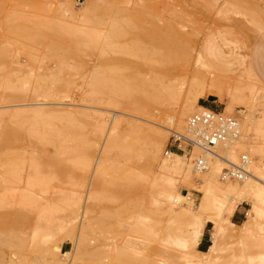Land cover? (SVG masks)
Masks as SVG:
<instances>
[{
    "label": "rangeland",
    "instance_id": "374dc122",
    "mask_svg": "<svg viewBox=\"0 0 264 264\" xmlns=\"http://www.w3.org/2000/svg\"><path fill=\"white\" fill-rule=\"evenodd\" d=\"M2 1L4 2L6 0H1L0 2H2ZM19 1H21V0H11L10 1L11 3H10L7 0L6 2H4V4H3V2L0 3L2 5V6H0V7H2V10H0V13L2 14V16L0 14V16H1L0 21H2L0 25L3 24V19H2L3 16L5 18L4 23L7 24L6 22H8V21H9L8 23H10V25L7 24L5 27H4V25H2L3 27L0 26V29H1V31L6 29L5 30L6 33H8V34H9V32L11 33V34H9L10 36H8L5 33V31H2V32L0 31V35H1L0 37H3L4 42L6 43L5 44V43L0 41L1 42L0 44L3 43L4 45L3 44L2 45L5 46V47H3V46L0 47V52L2 53L3 48H7L8 46L9 47L11 46L10 51L7 50V52H9V54L6 53L5 49L3 50V51H5L3 53H6L7 57H8L7 58L6 55H4L6 57L5 60L10 61L14 57L16 58V56L18 55V58H17L18 63L20 62L22 65H24V67H26V69H27V67H28V69H30V71L32 69L33 71H31V72L34 74H36V73L43 74L44 73L45 75H47L46 76L47 79H45L46 85H49L48 83L51 80L49 78H51V76L52 77L54 76V78L57 77L59 79V81H60L59 84H63L64 88H65V86L68 88V92L65 93V91L67 89H65V91H63V87H62L63 85L62 86L57 85L58 82H55V83H57L56 84L57 88L55 87L54 81H56V79H57L56 78L52 82L51 87H53V88L55 87L56 89H58L57 92L60 93L59 95L57 92H55V90H54L55 88L52 91L50 89L51 87L49 86L50 88H48L47 90H51L50 94L53 92V94H51V96L48 95L49 96L48 97L45 92L43 93L41 91V93L45 95L44 98L41 97L40 95H37V96L33 95L35 99L34 98L31 99V97H30L29 98L30 100H28V97L32 94H31L30 90L27 89L26 90L27 92H25V93H27L26 98H25V93L22 92V93H24V94H22V97L25 98V99L23 98L24 99V101H23V99H21V96H20V94H21L20 89L22 88V86L20 89H17L20 92L15 93V87L18 88L16 85L18 82L17 83L15 82L16 83L15 87H12V88L10 87L11 91L14 94H16L15 97H14L13 93L9 90L6 93L8 94V92H10L11 95H13L12 97H14V99L16 101L13 98H12V100L14 102L11 100V95L9 96L10 97L9 100H11V101L8 100L9 102L7 101L6 98H4V100L6 99L5 101H7V102H5L0 96V98L4 101V102H2L0 100V112L10 111L11 109L12 110H25V109H27V111L28 110L33 111L36 109H38V110L41 109V110L47 111L48 109L53 110V108H56L54 110H59V109L60 110H64V109L68 110L69 109L68 111L73 110V113L75 115V116L74 115L73 116L76 120L75 124L78 126L77 129L78 130L79 129L84 130V131L79 132V133H83L87 137H89L92 134L95 126L100 124V120L98 118H97L98 120L96 119L97 115L103 114V115H105V121H104L105 129H104V133L101 136V138L99 137L100 141L98 140L99 141L98 147L100 145L105 144L106 139H107V135H106V138L104 137L106 131L108 130V132H109L110 129H113V126L116 123V121L119 119L120 120L122 119L124 121H128V122L138 124L141 126L155 128V129L159 130L160 132H162L163 134H165L166 138H165V141L161 147V153L164 152L163 155H165L164 149L167 148V142L169 141V135L171 134V132H169L163 128V126L165 125L164 121H165V119L167 120V117L174 115V113L184 104V101H185L186 97L189 95L191 86H192V84L194 85V82H197V83H195V85H199V87L201 85H204L203 89L201 90L202 91L201 95L196 98V102L194 105L198 109L201 108V106L204 107L202 104L203 103L202 100L205 97H208V99H210V98L213 99L211 101V104L213 106H215L217 108H223V110H224V107L226 105V97L225 96L228 94H232V95L236 96L235 98H237L238 101H237L236 105L233 106L232 111H229V112L237 114V118L241 117V114L244 112L246 114L248 113L247 115L250 117L251 116L252 117H254V116L259 117L264 112V102H263L264 99L262 100V106L260 107V105H258V104L256 105V102L259 103L260 100L256 101V100H253L251 98V95L254 94L256 89L258 88V84L255 81V79H253L251 72H253V73L257 72V74L259 75L261 80L264 82V0H148L150 2H148L146 5H145L146 2H144L145 0H114V1L113 0H111V1L110 0H101V1L99 0L98 6L96 8L97 10L94 11L92 16L88 20H85V19L81 20L80 19V15H81L80 10H81L82 6H81V3H79V2L82 0H74L73 4H70L69 6L60 3L59 2L60 0L59 1L58 0H40V1L39 0H33V1L30 0L31 2L35 3L34 5L36 7V8L32 7L33 8L32 10L30 9L31 6L29 5L30 4L29 0H26V3L24 1H22V2H19ZM12 2H14L13 6H15V7L11 6ZM27 2H28V4H27ZM149 3L151 4L150 7H149ZM8 5H9V7L11 6L10 9H9V7H7ZM28 5H29V7H28ZM147 5H148V7H147ZM21 6H23V7H21ZM3 7H5V9H8L7 11H12L10 13L11 14L14 13L13 15L15 17L17 16L19 18V16H20V18L18 19L16 17L17 19L15 21V17L13 15L8 14L9 12L3 13V11H5L3 9ZM18 7H20V8H18ZM14 8H15V10H14ZM15 11H16V14H15ZM24 12H26V13H24ZM7 14L9 16L8 19H10L8 21H7V17H6ZM135 14L142 16L145 19H147L148 23H150L149 21L153 22L154 27L156 29L165 31L167 33L168 42L170 43L169 69H165L166 71L161 72L162 73L161 76L159 75L160 74V72H159L158 80H156L155 83H153V85L155 84L154 87L151 86L152 87L151 88L149 86L150 89L154 90L155 94L153 93L152 90H149V88H147V86H145V88H141L142 91L138 93L140 96L138 98H140L144 102L143 104H145L146 106L149 105L148 106L149 112H146V113L145 112L144 113H141V112L137 113L133 110L126 109V108L125 109L123 108L124 110H122V108L108 106V105L102 104L99 101L95 102L96 99L92 100L95 97H93L91 95L92 94L91 91H95V90L106 91V89L112 90L113 87L117 88V86L124 83V81L130 80L128 75L131 72H134L133 69H135V68L137 69L136 66L139 63L141 64V62L142 63L144 62L143 63L144 67H143V64L141 66L139 64V67H138V70H140L139 72H142V71L145 72L144 69H146V71L147 70L150 71L149 68L151 65L149 66V64L152 61L148 62L147 60L143 59V61L138 62L137 61L138 59L135 57H134L135 60L134 59L132 60L131 56L133 57L134 56L133 54L130 55L129 53H126V52H121L119 54V51H111L107 46L108 45L107 43H110L109 46H111V45H113V46H124V45L125 46H128V45L129 46H132V45L138 46L141 44L142 45V46L140 45L141 47L145 46L143 48L144 51L146 49L147 50L149 49L148 51L147 50L145 51V54H147L146 52H149V55L151 57H149V56H147V57L148 58L154 57L153 51L155 49V45L152 44V42L149 39H148V41H145L147 39V38L145 39V37L143 39V37L137 38L136 36H134L135 32H137L136 34H138L139 33L138 31H140L143 26H147V23L139 22L142 24L141 25L137 22L138 25L136 23H131V24H135V25H131V24L126 23V22L120 23V24H117V22H115V21H114L115 23L112 22L115 16H120V17L126 19V17H128L130 15H135ZM25 15H28V16L26 17ZM23 16H25V17L23 18ZM29 16H30V18H28ZM32 16L34 17V20H31V22H30V20H28V19H32L31 18ZM37 18H39V19H37ZM39 20H42L41 23L42 22L44 23L43 27H47V28H44V30H43L41 28L42 24L40 25V23H38V22H40ZM35 21H38V22H36V24H35V23H33ZM45 21L49 22V25L51 26V28L53 27L55 29H58L59 28L58 26H62L64 29L65 28H68V30L70 29V32L72 29H73V32L79 31L78 36H75L74 40H77L79 42H84V43L87 42V43L91 44L92 46L95 47L94 52L92 51L94 48L92 49V47H91L90 51L92 53H90V55H89L88 54L90 52L89 47L86 48V46H85L86 50L85 49L84 50L86 51V53H87L86 54L85 51L83 50V48L80 46L82 44H79V46L82 49H80L78 44H76L75 47L72 49L73 53H74L75 49L83 50V52L85 53V54H83V56L81 55L82 53H80L79 50H77V51H79L78 53H80L79 56H78L77 52H75L77 54V57L73 56L75 54L71 55L69 52L67 54L68 56L63 55L60 52H58V53L60 54L59 57L61 56L60 58H63L64 56H66L65 61H66L67 57L70 58V59L68 58L69 60H72L70 56H72V58L75 57L77 59L79 57L80 58V59H78L79 61L76 59V61L73 60L74 62H72V61L68 62L67 61L68 63L67 62L62 63L61 61H63L64 59H61V61H60L59 57H58L59 58V60H58V58L56 59L54 56H51V54H50V57L48 55L49 59L43 60V58H45V56H43V55L46 53H43L41 55L42 51H40V50H44V47L42 44H43V42L48 41V38H50L49 35H47V32H48V34L50 32H53V31L56 32L53 29L51 31V28L49 29V27H48V24H47L48 22L45 23ZM31 25L32 26L34 25L33 27L36 26L38 28L36 30V34L38 32H40V30H42V32L44 31L47 35V37H46L44 34L45 39L46 38L47 39L45 41H43V39H44L42 36L43 34H40L41 33L40 32V33H38L39 35L37 37L38 38L37 40L40 41L39 38H41V36H42V38H41L42 42H40V43L38 42L39 43L38 45H36L37 42L35 44L36 34H35V36L32 35L35 38L34 39L32 37V39H34L35 41H33V40L29 41V39L31 37H29V35H27V34L35 33V31H33V33H32V30L36 29V28L32 29ZM136 25H137V27H139V26L141 27L140 30L139 29L137 30ZM6 27H9V28L7 29ZM15 27L16 28L21 27L23 29V31L25 30L24 31L25 33L22 32L21 28H19V29H21V30H19L18 28L16 29ZM26 27H29V28L27 29ZM63 28H61V27L59 28V30L62 33L56 32L57 36L59 35L58 33H60V34L64 33V31L62 30ZM14 29H16V30H14ZM12 30H14V31H12ZM29 30H31V31H29ZM13 32H15V33L20 32L23 34L27 33L26 34L27 36L21 34L20 37L17 38L18 40L19 39L23 40V39H21L22 35L25 36V39H26V37H28V39L26 41H24V40L21 41V44H23V42H24V44H25V42L27 44L30 42H34L35 45H33V43H30L31 46L33 45L32 46L33 48H34V46H38V48H39V49L37 48L38 51L34 49L35 51H33V54L32 55L30 54L32 56L31 58H33V55H34V59H31L28 56V54H26L27 52L23 53V54L20 53L22 50H23L22 52L28 51V53H31V51L33 49H32V47L22 48L24 44L21 45L18 43V46H17V44L12 42V41H15L16 39H14V38L18 37L19 36L18 34H20V33H18L17 36H15L16 34H13ZM132 32H134V35L132 34ZM31 34H30V36H31ZM131 34H132V36H131ZM64 36H66L65 33L63 34V37ZM3 38H2V41H3ZM64 38L66 39V37H64ZM67 38L70 39L71 37H67ZM140 38H142V39H140ZM57 39H59V38L57 37ZM61 39H63V38H61ZM131 39H133V41ZM0 40H1V38H0ZM145 42H147V43L149 42L150 45L148 46V44L147 43L145 44ZM7 43H8V45H7ZM14 44H15V46H14ZM151 44L153 46H151ZM76 46H77V48H76ZM146 46L150 47V48H146ZM83 47H84V45H83ZM25 48H27L29 50H27V49L25 50ZM11 49H13L12 50L13 53L11 52ZM14 51H15V55H14ZM100 53H101V55H100ZM123 53L129 54L128 55L129 58L126 55H124ZM24 54H26V55H24ZM27 56L29 57L30 60H33L34 62L30 61L27 58ZM42 56H43V58L41 59L40 57H42ZM55 56H58V54H56ZM135 56H137V55H135ZM9 57H10V59H9ZM111 57H113V60H114V57H117V59H119L118 57H121L122 61L125 60V58H126V62L128 59L131 58L132 61H134V62L137 61L138 63L136 62V64H137L136 65L134 62L129 60L127 63L123 61L124 62L123 64H119L118 62H120L121 60L116 59L117 63H115L116 61L114 60V63L112 65L110 61L106 60L107 58H111ZM37 58H38V60L36 61ZM139 58H141V56ZM0 60L2 61L1 57H0ZM42 60H43V63H42ZM140 60H142V58ZM29 61L32 63H30ZM39 61H40V63H39ZM145 61L147 63L146 65H145ZM2 62L0 64H2ZM76 62H80V63L77 64ZM4 63H6V61ZM132 64H134V65L132 66ZM41 65H43V66L41 67ZM153 65H154V63H153ZM131 66L133 67V69ZM2 67H4V65ZM45 67H46V69H48L49 72H46L47 70L45 69ZM42 69H44L45 71L43 72ZM35 70H36V73H35ZM138 70H136V71H138ZM148 71H147L148 76H147L146 72L142 73V75H144L143 78L147 82L151 81L149 79L152 78V77L150 78L151 75L149 76L150 73ZM110 72H112L114 74H111L112 76H110ZM151 72H154V71L152 70ZM151 74H153V73H151ZM139 75H140V77L142 76L141 73L138 74V76ZM214 77L215 78L217 77V79H219V81L221 82V85H223V86L220 85L221 86L220 87L221 92L224 96L222 101H220L216 96H214L212 94H206L207 85H209V81L214 79ZM47 80H48V82H47ZM18 85H19V83H18ZM19 87H20V85H19ZM146 88L151 93L147 92L148 90H146ZM21 90H23V89H21ZM2 91H3V94H5L4 90H2ZM61 92H64V94L61 95L62 94ZM89 92H91V94ZM142 92H143V96H142V94H140ZM145 92H147L148 94ZM0 93H1V91H0ZM101 93H100V96H101ZM107 93L108 92H105V94H107ZM39 94H40V92H39ZM55 94L57 96V97L55 96L56 99L54 98V96H52ZM98 94H99V92H98ZM103 94H104V92H103ZM114 94H115L114 97L118 98L119 100L122 99V97H120L119 94L118 95H117V93H114ZM144 94H146L147 100L145 99ZM150 94H151V96H153V94H154L155 99L153 97H151ZM85 96L87 99L85 98ZM105 96L103 95L101 97H105ZM46 97H48V98H46ZM244 97H246V98H244ZM148 98H150V99H148ZM152 98H153V101H151ZM143 99H145V101ZM252 100H253V102H252ZM145 102H147L149 104H146ZM245 102H247V103H245ZM143 104H142V107L147 108L146 106H143ZM243 104L247 105V106H245V111H244V107H243L244 105ZM30 108H32V109H30ZM224 111L228 112L226 110H224ZM79 112H80V114H77ZM83 112H85L84 114H86V115H84ZM87 113H88V115L91 113L90 116H87ZM149 113H151V114H149ZM79 115H82V116H79ZM83 115L85 116V118H83L84 117ZM94 115L96 117H94ZM2 118H3L2 120L6 119V118H4V116ZM2 120L0 122V129L1 130L7 126H8L7 128H9L10 125L14 127L15 125L17 126V125L21 124L19 126H21L22 128H20L19 126H17V127H19L20 129L25 128V130L29 131L27 126H25V124H27V123L14 124L7 119L10 123H12V124H10V123H8V121L7 122L4 121V123H3ZM163 123H164V125H163ZM16 126H15V128H16ZM85 126H87V128ZM19 128H18L19 132L17 131L16 133H14V136L16 134H18V133L20 134L22 132L21 134L22 135L25 134L24 135L25 138L22 139L24 136H20L21 135L20 134L19 136L21 138L18 139V142H19V140H20V142H21V140L28 142V140L30 139L29 137H31L30 136L31 134H29L28 132H26L27 133L26 134L24 130L21 131V130H19ZM16 130H17V128H16ZM78 130H76V131H78ZM79 131H81V130H79ZM0 132L2 133V131H0ZM0 135H2V134H0ZM27 137H28V139H27ZM252 137L253 136H250L251 139H252ZM33 139L35 140V138H33ZM261 139H262V137H260L258 139L259 144L264 142L263 140L261 142ZM14 140L16 141L17 139L14 138L13 141L11 142V145H13V146H14V143L17 142V141L14 142ZM31 141H33V140H31ZM27 142H26V144L30 145L29 144L30 142L29 143H27ZM34 142L39 143L37 141V139ZM8 143H7V146H8ZM3 145H5V144H3ZM17 145L15 144V147H14L15 149L18 147ZM24 145H25V143H24ZM24 145L19 146L22 148L16 149V150H19V151H17L18 153L14 149H10V148H13V146L12 147L9 146L5 149L1 148L4 150H3V152H0V161H1L0 162V168H1V164H3V166H2L3 168L0 171H3L4 169H5L4 171L8 170L5 175H1L2 172L0 173V177L2 176L1 178H3V176H4V178H5V180H4V178L1 179L2 181L0 180V183L3 182V184L7 185L5 187L6 188L8 187L6 190L5 187H3L4 185L2 186V184H0L1 187H3V189L1 188V190L5 191V192L2 191V193H4V196H2V197H4L5 199L2 198L1 195H0V197L2 199H4L6 202L8 200L7 198H9L12 202L15 203L14 204L8 200L7 204L10 203V205H9L10 207H8V205H7V207L10 209V211L8 210V212H6V216H5L4 215L5 209L7 211L8 208L6 207L5 203L2 204L4 202V200L0 199V201H3L1 203L2 205H0V208H1V206L3 208L0 210H2V212L4 213V214L0 213L1 214L0 219L2 216L4 218L9 219V216L7 217V213H8V215H10V218H11L12 213L9 214V212H11L12 209H13L12 211L17 209V211L20 212L19 213L16 211L18 213V214L15 213L16 215L29 217V218L26 217V219L24 221L20 219L22 222H20V220H18L17 221L18 224H12L13 223L12 219H9L11 224L9 223L10 226L7 228L8 229L11 228L10 230L2 229L3 227L1 225H3V224H1V223L5 219L2 220V222L0 223V236H2L1 234H3V232L6 234H8V233L10 234V236L8 234L10 239L8 238L9 240L7 242H5L7 244H5L4 241L2 243L1 237H0V264H57V260L54 259L53 256H51V254L49 253V250H48L49 249L48 247H50V243H51L49 241L51 239L48 238V240H46V239H45V241L43 240L44 239V236H43L44 231H42V230L43 229L47 230V228H45L46 227V225H45L46 221L39 218L38 210H40V208L43 206L47 207L48 204H50V203L51 204L48 206L49 208L51 205H55L54 200L53 201L51 200V202H49L50 201L49 198L56 200V198L58 196H60L59 198L61 199L62 195H59V192H61L62 194L69 192V190L71 188H73L71 186L73 185L74 181L76 183V181L80 177H83V176H81V175H83V173L80 169L78 171V168H77V171H75L76 169L69 170V168L66 167L67 169L65 168L66 169L65 171H67V173L70 175L66 174L67 179H65V176H64L65 172L63 170L61 172H59V173L63 174V178H62L61 174L58 173V171H59L58 170L57 172H55L56 174L54 173L55 175L53 174L55 177L53 176L54 180H53V182L50 183L51 184V185H49L50 187L48 186L49 190L47 189L48 191L46 190V192H45V191H43V185H44V180H45L48 172H47V169L45 168V166L43 165V156L42 155H44V154H42V155L39 154V153H41L40 147L42 148V146H40L41 145L40 143H39V146H40L39 148H38L37 144H34V146L32 145V147H34L33 151L34 150L36 151V149H38V151H39V149H40V151L39 152L37 151L38 153H36L35 151L32 152V149H30L31 147L27 146L28 147L27 148ZM35 145H37L36 149H35ZM248 145L249 144H247V147H249ZM260 145L264 146V143H262ZM50 146H51L50 144H48V146H45L48 148L47 152H49L52 149V146L51 147ZM4 147H6V146H4ZM5 150H7V151H5ZM10 150H12V151L14 150V152H12V154H11ZM44 150H46V149L44 148ZM166 151H174V152H177V153L182 154V155L184 154L187 157L191 156V154H192L191 151H189V154H187L185 152H181V151H175V150H166ZM241 151L246 152L243 149ZM6 152L9 154H6ZM115 152L113 153L114 155L112 154L113 155L112 163L114 165H111V167H112L113 171L109 170L111 172H108L105 175L106 180H105V182L102 181L99 184V186H100L99 188L95 187L96 185H94V183L96 184L95 176L92 177L94 180L90 179V173H87L85 178L83 177L84 180L87 181V182H85L86 185L84 184V186H79V188H77L79 190L80 194L82 195L83 205H87L88 201L91 200V198H89V196H90L89 194L93 193V195H94V193H96V191L93 192L92 189H94V188L98 189L95 196L98 195V193H99V195L96 196L97 198H95V200H93L96 205L93 203L94 209L92 212H90V214H92L90 216V218L91 217L93 219L96 218L94 220H97V222H96L97 224H98V221H100L99 222L100 224H98L99 229L96 228L97 230H95V228H93V226H92V228L94 229L93 230L90 226L89 229H92L93 233H90L92 231L89 232V229H88L87 230V237H89L91 239L90 240L91 242L90 241L89 242H90V245L92 247L94 246L93 248L95 249V252H97V254L99 253L101 255L100 256L98 254L101 261L103 262V264H105V263L108 264V261H109V256L105 255V254H107L106 252H108V251L110 252V251L115 250V249L124 248V249H127L131 253H134V254L138 253L135 251H140L141 253L148 252L145 249H143L142 246L143 245H149L150 246L151 244L153 245L155 243L154 239L151 235L152 224L154 223V221L152 220V218H150L153 216H151L152 213H150L149 211L151 209H153V207L155 206L153 204H155V202H156V205H160L163 207L162 208L159 206L161 208V211L163 210L162 212H164V213H165V207H167L166 204L163 203L164 200L162 199V196L159 192V189L157 187L152 189V187H151V185L153 184L152 180L154 178L153 173H152L153 167H152L151 163L143 155L140 156V153L137 151L136 148H133L132 152H128V154H129L128 156L125 155L126 153H120V152L115 153ZM3 153L8 155V157L7 156H5L6 158L3 157L1 155ZM42 153H43V148H42ZM119 153L121 155H118ZM13 154H16V157H14ZM11 155H13L14 158ZM65 155L67 157L66 159H68L69 157H70V159L75 158L74 155L68 156L67 154H64V159H65ZM93 155H95V157H96L95 153ZM9 157L13 158V159L11 158L12 161L10 163V169L8 168L9 165H7L10 161ZM249 157L250 158L252 157L251 159L254 162L258 161V159H259V155L257 156L256 153L254 154V156L249 155ZM7 159H9L8 163L5 161ZM64 159L62 157L63 162L69 163V162L64 161ZM262 161L264 163V156L262 158ZM65 165L68 166L67 164H65ZM50 173H53V172H50ZM72 173L75 174V176ZM59 175L62 179L59 178ZM73 176H74V178L75 177H77V178L74 179ZM111 177L115 178V180L113 179L112 182H114V183H115V181L119 182L118 184L116 182V185H119L118 187L116 185L114 186V184L112 182H109L110 180H108V179L109 178L111 179ZM59 179H60V182H58ZM63 179L65 180L64 183H62ZM67 180L73 181L72 185L69 186V184L71 182L69 183V181L67 182ZM111 183L114 187H112ZM175 183H177V182H175ZM109 185H111V186H109ZM179 185H180L179 190L181 191V193L188 194L192 198V200L194 201V204H197L199 199H200L199 198L200 192L198 191V189L195 187L193 188L192 186L183 185L181 183H179ZM74 186H75V184H74ZM109 190H110V192H109ZM124 193H125V195H124ZM0 194H1V192H0ZM53 194H56V195H53ZM53 197H55V198H53ZM24 198L28 199L26 201H33L34 202L31 204L34 207L30 205L31 208H28L29 211L31 209L30 212H27L25 210L27 205L23 204L21 202L22 200H24ZM47 198L49 201H47ZM122 198H123V200H122ZM137 198L139 200L141 199L140 200L141 202L138 201L139 203L142 204L141 205L142 207L138 205V207H140L139 208L140 210L137 209V205H136V204H138ZM156 198H158V202H157V200H155ZM17 200H19V201H17ZM129 200L130 201L132 200V201L130 202ZM174 200L176 201V204H177L178 200L176 198ZM58 201H59L58 202V204H59L60 200L58 199ZM91 201H89V202H91ZM114 201H115V203H114ZM122 201L128 203L126 205L129 207L126 208L127 206H124L125 203ZM160 201H161V203H159ZM44 202H48V203L46 204ZM52 202L54 204H52ZM56 202H57V200H56ZM85 202H87V203L85 204ZM119 203H122V204H119ZM157 203H159V204H157ZM58 204H56V205H58ZM129 204L132 205V207ZM179 204L181 205V203L178 202L177 205H179ZM23 205H25V206H23ZM59 205L64 206V204H61V203ZM120 205H123V207H121ZM133 205H134V207H133ZM135 205H136V207H135ZM61 206H59V207L62 208ZM96 206H97V208H96ZM237 206L232 211V213L229 215V220L235 224H240L245 217V215L242 214V211L246 212V210L250 206H249V203L244 202V201L237 204ZM18 207H19V209H18ZM53 207H57V206H53ZM145 207L149 211L146 212ZM133 208H136V210L134 211ZM53 209L51 208L50 210H53ZM63 209H64L63 212H65L66 208H63ZM119 209H120V211H122V214H120V215H119L120 211H118ZM54 211H56V212H54ZM58 211H59V213L61 212L60 209L57 208L56 210L52 211V215H50V214L48 215V217L52 216L53 218L52 217L51 218L53 220L51 218L46 219L48 222H51V224L49 223L50 226L51 225L54 226V227L49 226L50 227L49 229H51V230L53 229L52 230L53 232L55 230H57L56 226H58L57 225L58 219L60 217L63 218L62 214L60 215L57 213ZM116 211L119 213L116 214L115 213ZM111 212H112V215L116 214V216L115 215L111 216V214H109ZM130 212L132 215L130 214ZM28 213H30L29 214L30 216L28 215ZM103 215H105V216H103ZM19 216H17V217H19ZM117 216L118 217L120 216L118 221L116 220L118 218ZM125 216L127 219L125 218ZM57 217H59V218H57ZM109 217H110V219L108 220ZM112 217L116 218V219L113 218V220H115L117 222L116 226H115L116 222L112 225L114 230L111 229V222L110 221H112V223L114 222L111 219ZM122 217L124 218L123 221H125V222L122 221V223L124 225H120L121 220L123 219ZM133 218H135L134 221H133ZM164 218L165 217L163 216L162 219H164ZM17 219H19V218H17ZM56 219H57V221H55ZM9 220H5V221H7V223H8ZM14 220H16V219H14ZM14 222H16V221H14ZM55 222H56V224H55ZM90 222H91V224H94V222L91 221V219H90ZM262 222H264V217L263 218L261 217V223ZM79 223L80 222L78 221L74 228L67 227L66 229H64L62 231L64 233V236H63V239L60 240L59 246H60V249H63V254H64L62 257L63 264H73V261L75 258L74 255H75L76 250H77L76 237H77ZM9 224H7V225H9ZM97 224H96V226H97ZM11 225L16 226V227L14 228ZM145 225H147V226H145ZM96 226H94V227H96ZM101 226L104 227L103 229L106 228L104 231H106L108 229L107 230V232L109 234L108 238H107L108 235L104 238H101V237H103L102 235L105 236V234H106V233L104 234V231H103V229H101ZM137 228H139V229L137 230ZM210 228H211V224L207 222L205 224V226L203 227V230H202L203 232H205V234L208 238L207 244H206L207 246L210 242V238H209L210 237ZM7 230H8V232H7ZM231 230L235 231L233 228ZM58 231H59V229H58ZM102 231H103V234H101ZM55 232H57V231H55ZM255 233H254V235H252L253 234L252 233L251 234L252 236L250 235V237L248 236L247 237L248 239L244 238L242 240L244 242L241 241L240 243H239V240L237 239L236 234L233 235V237H229L227 240H225V242H224L225 249H223V251L221 253L219 262L222 264H225L228 261L236 259L238 254L240 252L246 250V249H248L247 251L249 253L251 252L252 254H258L259 252L261 253V250H259L257 248V246L255 245V240H257L259 233H256V234ZM41 234H43V235H41ZM147 234H150V235H147ZM148 237H152V238L148 239ZM99 239H101L103 241H101ZM253 240H254V242H253L254 245H250ZM246 243L247 244L250 243V244L246 245ZM122 244H123V246H122ZM1 245H3V246L1 247ZM4 245H9V246H4ZM124 246H127V248H125ZM133 246L136 248H134ZM253 246L255 247V250L252 249V248H254ZM131 247H133L134 252H132ZM176 248H179V247H176ZM104 249H106V251H104ZM197 249H199V248H197ZM174 250H175V248H173V250H172L173 253L179 256V258H178L179 260H177L178 264H188L189 258H192V256L194 258L195 255H198L197 253H195L191 250H189L188 254H187V251H186V253H184L183 252L184 249L181 250V247L179 248V250L178 249H176L175 251ZM199 250H201V249H199ZM103 253H105V254H103ZM138 254L141 255L140 253H138ZM102 255H104V256H102ZM151 255H152V257H154V256L158 257L157 255H154V254H151ZM180 255H182V258H181L182 262L180 261V257H181ZM106 256H107V259H106ZM261 256H263V258H264V254L263 255L261 254ZM261 256H259V259L261 258ZM158 258L160 259V257H158ZM160 260L162 261V262H159L160 264H164L163 262L166 261L163 258H161ZM262 260L260 259V261H262V264H264L263 263L264 259H262ZM91 261H92V264H100L101 263V262L98 263V261L95 262V260H92V259H91ZM93 261L95 263H93ZM84 263L90 264L91 263L90 259L88 260V262H84ZM189 264H191V263H189Z\"/></svg>",
    "mask_w": 264,
    "mask_h": 264
},
{
    "label": "bare ground",
    "instance_id": "6f19581e",
    "mask_svg": "<svg viewBox=\"0 0 264 264\" xmlns=\"http://www.w3.org/2000/svg\"><path fill=\"white\" fill-rule=\"evenodd\" d=\"M6 1H4V2H6ZM8 1L10 2L11 0H8ZM22 1H24L26 3V0H21L19 2H22ZM98 1L99 0H82V1L79 2V3H81V6H82V8L80 10V13H81L80 19L81 20L82 19L83 20L84 19L85 20L90 19V17L94 13V11L97 10L96 8L98 6ZM2 2H0V3H2ZM4 2H3V4H4ZM59 2L64 4V5L69 6L70 4H73L74 0H60ZM144 2H146L145 3V5H146L150 1H148V0L146 1L145 0ZM29 3H30L29 5L31 6V8H30L31 10L33 9L32 7L36 8L35 5H34L35 4L34 2H31L29 0ZM13 4H14V2H12L11 6L15 7V6H13ZM27 4H28V2H27ZM9 5L7 7H9ZM29 5H28V7H29ZM150 5L151 4L149 3V7H150ZM0 6H2V5L0 4ZM11 6L9 7V9L11 8ZM23 6H21V7H23ZM147 7H148V5H147ZM18 8H20V7H18ZM3 9L5 10V11H3V13L9 12L8 14H10V15L14 14V13H12V14L10 13L12 11H7L8 9H5V7H3ZM0 10H2V7H0ZM14 10H15V8H14ZM24 13H26V12H24ZM8 14H7V16L5 15L7 17V21L10 20V19H8V17H9ZM15 14H16V11H15ZM1 16H2V14H1ZM25 16L27 17L28 15H25ZM25 16H23V18ZM16 17H15V21L18 18V17L17 18ZM19 18H20V16H19ZM28 18H30V16ZM31 18L32 19H28V20H30V22H31V20H34L33 16ZM2 19H3V24L2 25H4V27L7 24L10 25V23H8L9 21L6 22L7 24L4 23V19H5L4 16H3ZM37 19H39V18H37ZM124 19L125 18H122L120 16H115L112 22L115 21V22H117V24L124 23V22L129 23V24L136 23L137 25H138L139 22L147 23V26H143L142 28L140 26L137 27V25H136L137 30L138 29L140 30V28H141V30L138 31L139 32L138 34H136L137 32H135V35H134V32H132V34L134 36H136L137 38L138 37H143V39H144V37H145V39L147 38L145 41H148V39H149L152 42V44L155 45V49L153 51L154 52V57L153 58H148L147 56L151 57L149 55V52H146L148 55L145 54V51L147 49L144 51L143 48L145 46L141 47L142 45L140 43L139 44L141 46L138 45L139 47L138 46H133V45L132 46H129V45L128 46H125V45L124 46H113V45L109 46L110 43H107L108 44L107 46H108V48L111 51H119V54L121 52H126V53H129L130 55L133 54L134 56L133 57L131 56L132 60L133 59L135 60V58H137L138 62L143 61V59L147 60L148 62L152 61L149 64V66L151 65L150 68L148 67L150 69V71L147 70L150 73L149 76L151 75L150 78L152 77L151 79H149L151 81L147 82L143 78L144 75H142V73L146 72V74L148 76V73H147L146 69H144L145 72L144 71L139 72L140 70H138V67H139L140 63L137 65L136 64L137 61L134 62L130 58V59L127 60V62L129 60H131L132 62H134L137 65V66L135 65L137 67V69L135 67H134L135 69H133L132 66L134 64H132V66H131L132 69L134 70V72H131L128 75L130 80L124 81V83L118 85L117 88L113 87L112 90H110V89H108V90L106 89V91H104V90L103 91L102 90H95V91H91L92 94H91V92H89V93L93 97H95L94 99H92V100L96 99L95 102L99 101L102 104H105V105H108V106L122 108V110H124L126 108V109L133 110V111H135L137 113L138 112H141V113L145 112L146 113V112H149V107H148L149 105L146 106L145 104H143L144 102L140 98H138V97H140L138 93L142 91L141 88H145V86H147V88H149V90H152L153 93L155 94L154 90L150 89V87L151 86L154 87L155 84L153 85V83H155V81L158 80L159 75L160 76L162 75L161 72L166 71L165 69H169L170 43L168 42V39H167V33L165 31H163V30L156 29L154 27L153 22L149 21L150 23H148L147 19H145L144 17L135 14V15H130V16L126 17L125 20ZM39 21L40 22L35 21L33 23L36 24V22H38V23H40V25L42 24L41 28L43 30H44V28H47V27H43L44 23L43 22L41 23L42 20H39ZM1 22L2 21H0V24H1ZM46 22H48V21H45V23ZM47 24H48V27L50 29L51 26L49 25V22ZM139 24H141V23H139ZM2 25H0V26H2ZM131 25H135V24H131ZM33 26H32V29L33 28L34 29L36 28V29L32 30V33H33V31H35V33H33V34L30 33L31 36H30V34L26 33L27 35H29V37H31L29 39V41H31V40L35 41L34 40L35 39L34 36H35L36 30L38 28L36 26L35 27H33ZM58 27L59 28L60 27L63 28L62 26H58ZM6 28L8 29L9 27H6ZM19 28H21V27H19ZM26 28L28 29L29 27H26ZM59 28L55 29V28L52 27L51 31L53 29L56 32L62 33L59 30ZM16 29H14V30H16ZM21 29H19V30H21ZM5 30H2V31H5ZM14 30H12V31H14ZM62 30L64 31V33L66 35V36H64V37H66V39L63 37L64 33L63 34L58 33L60 36L59 35L57 36V33L54 32V31L53 32L49 31L50 32L49 34L47 32V35H49L50 38H48V41L43 42V44H42L43 47H44V50H40V51H42L41 55L43 53H46V54L43 55V56H45V58H43V56H42V57H40L41 59L42 58H43V60L44 59H49L50 54H51V56H54L57 59L59 57V55H60L58 52L62 53L63 55H67L68 52H69L71 55L75 54V55H73L75 57H77V54L79 56L80 53H82L81 55L83 56V54L86 53L85 46H86V48L89 47V51L91 50V47H92V49L94 48L92 50L94 52L95 47L92 46L91 44H89L87 42L84 43V42H79L77 40H74V37L78 36V32L79 31H77V32L74 31L73 32V29H72L71 32H70V29L68 30V28H65V29L63 28ZM0 31H1V29H0ZM24 31L22 29V32H24ZM29 31H31V30H29ZM40 32H38V33L43 34L42 35L43 38H44L43 41H45L47 39V38L45 39V36L47 37L46 33L44 31H43L44 32L43 33L42 30H40ZM5 33H6V31H5ZM18 33H20V32H18ZM18 33L13 32V34H16L15 36H17ZM38 33L35 36L36 37L35 44L37 42L36 45H38L40 42H42V39H41L42 36H41V38H39L40 41L37 40L38 39L37 37L39 35ZM6 34L8 36H10L9 34H11V33L9 32V34L8 33H6ZM21 34H23V33L18 34L19 36L14 38L17 41L16 40L12 41L15 44H17V46H18V43L21 44V41H23V40L26 41L28 39V37H26V39H25V36H23V35H26V34H23L22 38H21L23 40H20V39L18 40L17 38H19ZM44 34H45V36H44ZM132 34H131V36H132ZM32 35H34V36H32ZM56 36L59 39H57ZM32 37L34 39H32ZM67 37H71V38L69 39ZM0 38H1L0 41L5 43L4 42V38L3 37H0ZM2 38H3V41H2ZM61 38H63V39H61ZM140 39H142V38H140ZM131 40L133 41V39H131ZM30 43H33V45H35L34 42H30ZM30 43H28L30 45L29 46L26 42H25L26 45L23 42V44L25 46L23 44H21V45H23L22 48H24V47H29V48L32 47L33 45L31 46ZM146 43L147 42H145V44ZM2 44H0L1 45L0 47H2L4 45V44L3 45ZM15 44H14V46H15ZM76 44H78V46H79V44H82L80 46L83 48V50L85 49L84 50L85 53L83 52V50H79V49H75V51L73 53L72 49L75 47ZM147 44H148V46L150 45L149 42ZM152 44H151V46H153ZM7 45H8V43H7ZM83 45H84V47H83ZM80 46H79V48L82 49ZM3 47H5V46H3ZM7 48H3L2 49V53L0 52V57L2 58V61H3L2 62L0 60V63L2 62V64H0V68H1L0 69V91H1L0 96H1V98L3 100H4V98H6L7 101L10 99L9 96L11 95V93L8 92V94H7L6 92L8 90L11 91L10 87L11 88L15 87V84L17 82L19 83L20 87H19V85L17 83L16 85H17L18 88L15 87V93L21 91L20 96H21V99H23L24 97H22V94L27 92L26 90L29 89L32 95H30L28 97V100H30L29 99L30 97L32 99V98H34V96H37V95H40L41 97L44 98L45 95L42 94L41 91L43 93L45 92L47 94V96L48 95L51 96V94H53V92L50 94V91L51 90L53 91V89L55 87L57 88V86H56L57 83H55V82H58L57 85H61V86L63 85V84H59L60 81H59V79L57 77H56L57 78L56 79V78H54V76L52 77L51 75H50L51 78H49V79H51L49 81V83H48L49 85H46V80L45 79H47V77H46L47 75H45L44 73H43L44 75L41 74V73H36V70H35L36 74H34V73L31 72V71H33L32 69H31V71H30V69H28V67L26 69V67H24V65H22L20 62L18 63V60H17L18 55L16 56V58L14 57L10 61L9 60H5V58L7 57V54H9V52H7V50L10 51L11 46L10 47L8 46ZM37 48H38V46H34V48L32 47L33 50L31 51V53H28V51H25L27 49V48H25V50H24L25 52H22L23 51L22 50L20 53L23 54V53L27 52L26 54H28V56L31 58L32 57L31 55L33 54V51H35V50L38 51L39 48L38 49ZM76 48H77V46H76ZM146 48H150V47L146 46ZM4 49L6 50L7 54L3 53V52H5V51H3ZM13 49H11L12 53H13V51H12ZM27 50H29V49H27ZM77 50H79L80 53H78L79 51H77ZM75 52H77V54ZM90 53H92V52L90 51L88 54L90 55ZM26 54H24V55H26ZM54 54L55 55L58 54V56H55ZM129 54H124V55H126L129 58V56H128ZM4 55H6V57ZM14 55H15V51H14ZM48 55H49V57H48ZM100 55H101V53H100ZM135 55H137V56H135ZM28 56H27V58L29 59ZM138 56L139 57L141 56L142 60H140L141 58H139ZM65 57L66 56H64L63 58H60V61H61V59H64L63 61H61L62 63H66L67 61L68 62L69 61L74 62L77 59L75 57L72 58V56H70L72 60H69L70 58L67 57V59L68 58L69 59L68 60L66 59V61H65ZM59 58H58V60H59ZM118 58L119 59H117V57H114V60L116 61L115 63H117V60H121V57H118ZM9 59H10V57H9ZM31 59H34V55H33V58H31ZM78 59H80V58L78 57ZM37 60H38V58L36 59V61ZM43 60H42V63H43ZM106 60L110 61L111 64L113 65V63H114L113 57L107 58ZM5 61H6V63H4ZM30 61L34 62L33 60H30ZM123 61L126 62V58ZM123 61L121 60L118 63L119 64H123L124 63ZM32 62H30V63H32ZM39 63H40V61H39ZM76 63L79 64L80 62H76ZM143 63L141 62L140 66ZM153 63H154V65H153ZM146 64L147 63L145 61V65ZM3 65H4V67H2ZM42 66L43 65H41V67ZM143 67H144V64H143ZM45 69H46V67H45ZM46 70H47L46 72H49L48 69H46ZM136 70H138V71H136ZM152 70L154 72H151ZM42 71L44 72L45 70L42 69ZM159 72H160V74H159ZM137 73L138 74L141 73L142 76L141 77H140V75L138 76ZM151 73H153V74H151ZM111 74H114V73L110 72V76H112ZM251 74H252L253 79H255V81L258 84V88L256 89L255 93L251 95V98L253 100H256V101L260 100L259 103L256 102V105L258 104L261 107L262 106V100L264 99V82L261 80V78L259 77L257 72L256 73L251 72ZM55 79H56V81H54ZM53 81L55 83V87L54 88L51 87V84H52ZM47 82H48V80H47ZM195 83H197V82H194V85L192 84L191 89H190V93L186 97V99L184 101V104L174 113V115H171V116L167 117V120L165 119V121H164L165 125L163 123V125H164L163 128L165 130H167V131H169V132H171V133H173L175 135L186 134L185 118L187 117V115L189 113H191V112H193L195 110H198V108H196L194 105H195V102H196V98L201 95V92H202L201 90L204 87V85H201L199 87V85H195ZM220 85H221V82L219 81V79H217V77L216 78L214 77V79L209 81V85H207L206 94H212V95L216 96L220 101H222L224 96H223V94L221 92V88L220 87L223 86V85H221V86ZM21 86H22V88H21ZM62 87H63V91H65V89H67L65 91V93L68 92V88L66 86L64 88V85H63ZM20 88L23 89V90H21ZM48 88H50L51 90H47ZM56 88L54 89L55 92H57V90H58ZM147 88H146V90H148ZM17 89H20V91H18ZM2 90H4L6 95L3 94ZM149 90L147 92H150ZM22 92H24V93H22ZM39 92H40V94H39ZM98 92H99V94H98ZM103 92H104V94H103ZM105 92H108V93L105 94ZM147 92H145V93H147ZM57 93H58V95L60 94L59 92H57ZM61 93H62L61 95L64 94V92H61ZM100 93H101V96H103V95L104 96L106 95V96L105 97H101ZM114 93H117V95L119 94V96L122 97V99L119 97L121 99V100H119L118 98L114 97L115 96ZM56 94L52 95V96H54L55 99L57 97ZM140 94H142V96H143V92L140 93ZM154 94H153V96H151V94H150V96L155 99V97H154L155 95ZM13 95L15 97L16 94L13 93ZM13 95H11V100H12V98L14 99V97H12ZM26 95H27V93H25V98H26ZM144 96H145V99L147 100L146 94H144ZM48 97H46V98H48ZM225 97H226V105L224 107V110H226L228 112L232 111L233 106L236 105L238 100H237V98H235L236 96H234L232 94H228ZM1 98H0V100L2 102H4L6 100L5 99L3 101ZM85 98H86V96H85ZM153 98H152L151 101H153ZM244 98H246V97H244ZM24 99H23V101H24ZM145 99H143V100L145 101ZM148 99H150V98H148ZM11 100H9V101H11ZM253 100H252V102H253ZM7 101H5V102H7ZM263 102H264V100H263ZM145 103L149 104L147 102H145ZM245 103H247V102H245ZM142 104H143V106H146L147 108L142 107ZM245 106H247V105L243 106L244 107V111H245ZM201 108H202V106H201ZM201 108H199V109H201ZM30 109H32V108H30ZM54 109H56V108H53V110H49L48 109L47 111L46 110H41V109H39V110L36 109V110H33V111H29V110L27 111V109H25V110H12L11 109L10 111H6V112L2 111V112H0V119L2 120L3 116H4V118H6L5 120H2L3 123H4V121L7 122L8 120L11 121L14 124L27 123V124H25V126H27V128L29 130V131H27V130H25V128L20 129V128H22L21 126H19L21 124L17 125L20 128L15 125L17 130H16L15 126L13 127L11 125L9 126V128H7L8 126L5 127V128L2 127L3 129L2 130L0 129V131H2V133L0 132V134H2V135H0V152H3V150L5 148L9 147L11 145V142L13 141L14 138L17 139L16 140L17 142L14 140V142H16V143H14V146L11 145L10 147L13 146V148H10V149H14L16 152L19 151V150H16V149L22 148V147H19V146H21V145L23 146L24 143H25V145H24L25 147H27V146L31 147L30 149H32V152L35 151V150L33 151L34 147H32V145L34 146V144H37L38 148L40 146H42L43 153H42V148L40 147L41 151H40V149H39V151L41 153H39V154H41V155L44 154V155H42L43 156V165L45 166V168L47 169V172H48V174H47V176H46V178L44 180L43 191L46 192L47 189L49 190L48 186L51 185L50 184L51 182H53V180H54L53 176L56 174L55 172H57L58 170H59L58 173L63 170L65 172V175H64L65 179H67L66 178V174H68V173H67V171H65L67 169L66 167H68L69 170L76 169L75 171H77V168H78V171L80 169L82 171V173H83V175H81V176H83L84 178L86 177L87 173H90V179H93L92 177L95 176L96 184L94 183V185H96L95 187L99 188L100 187L99 184L102 181L105 182V180H106V176L105 175L108 172H111L109 170H112L111 165H114L112 163V157L114 155L113 153L116 151L117 153L118 152L126 153L125 155L128 156L129 155L128 152H132L133 148H136L137 151L140 153V156L143 155L151 163V165L153 167V172L152 173H153V177H154L153 180H152L153 184L151 185V187H152V189H154L156 187L159 189V192H160V194L162 196V199L164 200L163 203L166 204V206H167V207H165V213L162 212L163 210L161 211L160 207H162V206L156 205V202H155V204H153L155 206L150 211L145 207L146 208L145 209L146 212L149 211L150 213H152L151 216H153V217H150V216L149 217L152 218V220L154 221V223L152 224L151 235H152L155 243L153 245L151 244L150 246L149 245H143L142 246L143 249H145L148 252H144L143 251L144 253H141L140 251H135V252H138V253L141 254V255H139L138 253H135V254L131 253L129 250L124 249V248L115 249V250H112L110 252L108 251V252H106L107 254L103 253V254L109 256L108 264H160L159 262H162L160 260L161 258L166 260L165 262H163L164 264H178L177 260H179L178 259L179 256L174 254L172 250H173V248H175V250L176 249L179 250L180 247H181V250L184 249L183 250L184 253H186V251H187V254H188L189 250H191V251H193V252L198 254V255H195L194 258L192 256V258L188 259L189 263H191V264H222V263L219 262V259H220V256H221V253H222L223 249H225V247H224L225 240H227L229 237H233V235L236 234L237 235V239L239 240V243H240L244 238L248 239L247 237L248 236L250 237V235L252 233H253L252 235H254V233L256 231H257L256 233H259V236H258L257 240H255L256 238L254 239L255 240V245L257 246V248L259 250H261V253L259 252L258 254H252L251 252L249 253L247 251L248 249L245 248L246 250L240 252L236 259L228 261L225 264H259V263L262 264V261H263L262 259H264L263 256H261V254L262 255L264 254V222L261 223V217L262 218L264 217V163L262 161V158L264 156V146L260 145V144L264 143V142H262V140L264 141V112L261 114L262 117L261 116H259V117H255V116L252 117L251 116L250 117V116L247 115L248 113L247 114L245 112L242 113L241 117L237 118L238 119L239 130H240L238 137L233 142H230L228 145H225L224 147H222V146H216L215 147L218 152L222 153L230 161H233V162L236 161L237 153L239 151H241L243 149V150H245L247 152L246 154L248 156V162H247V165H246V169L250 172V175H246V176H244L241 179H223V178H220L219 174H218L219 173V169H220V167H221V165L223 163L221 161H219L217 158L212 157L208 153H204L203 154L205 156V158H206V161H207L206 169L194 170L192 168L191 163H190L191 157H193V156H195L197 154H202V152L199 150V148L197 146H195V145H192L191 148L189 149V151L192 152L191 156H189V157H187L184 154L182 155V154H179V153L174 152V151H165V155H163L164 152L161 153V147H162V145H163V143L165 141L166 135L163 134L162 132H160L159 130L155 129V128L145 127V126H141V125H138V124H134V123L119 119L114 124L113 129H110L109 132H108V130L106 131L105 136H104L106 138V135H107V139H106L105 144L104 145H100L98 147L100 138L103 135L104 129H105V123H104L105 115L98 114L97 117L95 116L96 114L94 115V117H96V119L98 118L100 120V124L95 126L92 134L89 137H87L83 133H79V132H82L84 130L79 129V130H81V131H79L77 129L78 126L75 124L76 120L74 118L75 115L73 113V110L72 111H68L69 109L68 110H65V109L64 110H60V109L59 110H54ZM84 113L85 112H83V114ZM77 114H80V112L77 113ZM90 114L88 115V113H87V116H90ZM149 114H151V113H149ZM84 115H86V114H84ZM79 116H82V115H79ZM83 118H85V116ZM1 120H0V122H1ZM9 121H8V123H10ZM12 123H10V124H12ZM85 127L87 128V126H85ZM18 128L21 131L24 130L25 133L28 132L29 134H31L30 135L31 137H29V138L31 139L33 137V138H35V140L32 138L31 140H33V141H31L29 139L28 142L27 141H22V140H21V142H20V140L18 142V139L21 138L20 136H24L25 135V134L22 135L21 134L22 132H21L20 133L21 135L19 133L16 134L17 136L15 135L17 137L16 138L14 136V133H16L18 131ZM76 130H78V131H76ZM250 136H253L252 139L250 138ZM260 137H262V139H261L262 143L259 144L258 143V139ZM24 138H25V136L22 139H24ZM27 139H28V137H27ZM36 139L41 144L40 146H39V143L34 142V141H36ZM26 142L27 143L30 142L29 143L30 145L26 144ZM7 143H8V146H7ZM3 144H5V145H3ZM15 144L16 145L18 144L17 145L18 147L16 146L17 147L16 149L14 148ZM48 144H50L52 146V149L49 152H47L48 148L45 147V146H48ZM247 144H249L248 145L249 147H247ZM37 145H35V149L37 148ZM4 146H6V147H4ZM1 148H4V149H1ZM44 148L46 150H44ZM14 150L13 151L10 150L11 151L10 153L12 154V152H14ZM5 151H7V150H5ZM37 151H38V149H36L35 152L38 153L39 151L38 152ZM94 153L96 154V157H95V155H93ZM120 153L118 155H121ZM255 153H256L257 156L259 155V159H258V161L254 162L251 159L252 157L250 158L249 155L250 156H254ZM6 154H9V153L6 152ZM6 154L3 153L1 155L3 157H5V156L8 157V155H6ZM16 154H13L14 157H16ZM64 154H67L68 156H70V155L73 156L74 155L75 158H71L70 159V157H69L68 159H66L67 157L65 155V159H64ZM13 155H11V156L13 157ZM62 157H63L64 161L69 162L70 164L63 162ZM11 158L9 157L10 161H9V159L5 160L7 163L9 161L8 164L6 163L7 165H9L8 166L9 169H10V163L12 161ZM65 164H67L68 166H66ZM2 166H3V164H1L0 170H2V168H3ZM3 171H0V173L1 172L3 173V174L1 173V175H5L8 170L4 171L5 173ZM50 172H53V173H50ZM59 174H61V177L63 178V174L62 173H59ZM68 175H70V174H68ZM73 175L75 176V174H73ZM74 176H73V178H74ZM1 177H0V180L4 178V176H3V178H1ZM61 177L59 175V178H61ZM83 177H80L76 181V183L74 181L73 185H72L73 181L67 180V182L68 181H69V183L71 182L69 184V186L72 185L71 187H73V188H71L69 190V192H66L64 194L59 192V195H62L61 199L63 201L59 198L60 196H58V195H57L58 197L56 198L57 202H56L55 199L49 198L50 199V201H49L48 198H47V201H49V202H51V200L52 201L54 200L55 205H51L52 207L50 206V208L48 206L51 203L48 204L47 207H44L42 205L43 207H41L40 210H38V212H39L38 216H39L40 219H43L44 221H46V223H45L46 227L45 228H47V230H44V229L42 230V231H44V233H43L44 235L43 234H41V235L44 236V239L42 237L41 238L44 241H45V239L48 240V238L51 239L49 241L51 243H50V247H48L49 248L48 250H49V253L51 254V256H53L54 259L57 260V264H63V260H62V257L64 255L63 254V249H60V246H59V244H60L59 242H60L61 239H63V236H64V233L62 231L64 229H66L67 227L74 228L78 221L80 223H79V226H78V232H77V237H76L77 250H76V253L74 255L75 258H74L73 264H87V263H84V262H88L89 259H90V262H91L90 264H92L91 259L95 260V262L98 261V263L101 262L100 264H103V262L101 261V259L99 257L100 254L98 253L99 254L98 255L97 252H95V249L93 248L94 246L92 247L90 245V242H91L90 240L91 239L89 237H87V230L90 228V226H91V228L93 226V228H95V230H97L96 228H98V226H99L98 224H100L99 223L100 221H98V224L96 223L97 220H94L96 218H94V219L92 217L90 218V216L92 215V214H90V212H92L93 209H94L93 203L95 204V202L93 200H95V198H97L96 196H98L99 193H98V195L95 196V194L97 193L98 189H96V188L92 189L93 192L96 191V193H94V195L91 192L90 193L92 195L89 194L90 195L89 198H91L92 201L88 199L91 202H89V201H88V203L85 202V204L87 203V205H83L82 195L80 194L79 190L77 189V188H79V186H84V184L86 185L85 182H87V181L84 180ZM76 178L77 177H75L74 179H76ZM113 179L115 180L114 177H111V179L109 178L108 180H110L109 182H112ZM4 180H5V178H4ZM58 182H60V179L58 180ZM64 182H65V180L63 179L62 183H64ZM116 182L117 181H115V183L112 182L114 184V186L116 185ZM175 182H177V183H175ZM112 183H111V185H112ZM118 183L119 182H117V184ZM179 183H181L183 185H187V186H192L193 188L195 187V188L198 189V191L200 192V197H199L200 199H199L197 204H194V201L192 200V198L188 194L181 193V191L179 190V187H180ZM0 184H2V186L4 185L3 187L7 186L6 184H3V182H1ZM74 184H75V186H74ZM111 185H109V186H111ZM114 186L112 185V187H114ZM116 186L118 187L119 185H116ZM3 187H1V185H0V192H1L0 195H1V197L4 196V193H2V191H4V190H1V188L3 189ZM7 188L5 187L6 190H7ZM109 192H110V190H109ZM53 195H56V194H53ZM124 195H125V193H124ZM1 197H0L1 200L5 199L4 197H2L4 199H2ZM53 198H55V197H53ZM175 198L178 200L177 204L179 202V203H181V205L180 204L179 205L176 204V201L174 200ZM7 199L9 201H11L9 198H7ZM58 199L60 200L61 204H64V206L59 205L60 203L58 204V202H59ZM8 200H7V202H8ZM26 200H28V199L24 198V200H22L21 202L23 204H26L27 206L29 205L28 207L26 206L25 210L27 212H30L31 209L29 211L28 208H31V206H33L31 204L34 203V202L33 201H26ZM122 200H123V198H122ZM140 200L139 199L137 200V203H138V204H136L137 205V209L140 208V207H138V205L139 206L142 205L141 203L138 202ZM155 200H157V202H158V198H156ZM17 201H19V200H17ZM115 201H114V203H115ZM242 201L249 203L250 207L246 210L245 217H244L243 221L240 224H235V223H233V222H231L229 220V215L236 208L237 204H239ZM2 202L3 201H0V205L5 203L6 207H7V205H8V207H10L9 206L10 203L7 204V202L5 200H4L3 203ZM122 202H124V201H122ZM12 203H14V202H12ZM44 203L47 204L48 202H44ZM54 203L52 202V204H54ZM124 203H125L124 206H127L126 204H128V203H126V202H124ZM159 203H161V201ZM159 203H157V204H159ZM56 204H58V205H56ZM119 204H122V203H119ZM136 205H135V207H136ZM23 206H25V205H23ZM53 206H57V207H53ZM59 206H61L62 208H60ZM120 206L123 207V205H120ZM130 206L132 207V205H130ZM128 207L129 206H127L126 208H128ZM133 207H134V205H133ZM2 208L3 207L1 206L0 209H2ZM51 208L52 209L54 208L53 210H56L57 208H59L61 212L59 213V211H58L57 213L60 214V215L62 214V216H63V218L62 217H60V218L57 217V218H59L58 219V223H57L58 226H56L57 230H55L57 232H55V231L53 232L52 231L53 229L52 230L49 229L53 225L50 226L51 222H48L46 220V219L52 217V216L48 217L49 214L52 215V211L53 210H50ZM63 208H66L65 212H63L64 211ZM96 208H97V206H96ZM18 209H19V207H18ZM120 209L118 211H120ZM8 210L10 211L9 208L7 209V211L5 209V212H4L5 214L2 212V210H0V213L4 214L6 216V212H8ZM12 210H11V212H9V214H11V213L13 214V215L11 214V218H10V215H8V213H7V217L9 216V219H12V221H13L12 224H18V222H17L18 220L21 219V220L24 221L26 219V217H28V216L16 215V214H18L17 212H19V211H17V209L14 210L15 212L12 211ZM133 210L135 211L136 208H133ZM54 212H56V211H54ZM115 213L117 214L119 212L116 211ZM29 214L30 213H28V215ZM109 214H111V216H113V215L116 216V214L112 215V212L109 213ZM120 214H122V211H120L119 215ZM130 214H131V212H130ZM17 216H19V217H17ZM103 216H105V215H103ZM126 216H125V218H126ZM163 216L165 217L164 219H162ZM114 217H112L111 219L113 220ZM119 217L117 219L116 218H114V219H116L118 221ZM13 218L16 219V220H14ZM17 218H19V219H17ZM4 219L5 220H9V219L4 218L2 216L1 219H0L1 220L0 223ZM90 219H91V221L94 222V224H91ZM109 219H110V217L108 218V220ZM134 219L135 218H133V221H134ZM5 220L1 223V224H3V225H1L3 227L2 229H8L7 227H9L10 224H11L10 220L8 221V223ZM21 220H20V222H22ZM123 220H124V218L121 220L120 225H124L122 223ZM14 221H16V222H14ZM55 221H57V219ZM113 221H114L113 223H112V221H110L111 222V229H113L112 225L116 222L115 220H113ZM123 222H125V221H123ZM207 222L211 224L210 237H209L210 238V242H209L208 246L204 250H199V249H197V247H196L197 245L196 244H198L197 241L199 239V236H201L200 234H201V232L203 230V227L205 226V224ZM7 224H9V225H7ZM55 224H56V222H55ZM96 224H97V226H96ZM116 224H117V222L115 223V226H116ZM94 226H96V227H94ZM145 226H147V225H145ZM12 227L15 228L16 226H12ZM103 228L104 227L101 226V229H103ZM230 228L231 229L233 228L235 231H232ZM10 229L11 228H9L8 230H10ZM58 229H59V231H58ZM92 229H89V232L92 231L90 233H93L94 229L93 230ZM105 229H103V231ZM138 229L139 228H137V230ZM8 230H7V232H8ZM107 230L104 231V234L106 233L105 236L102 235L103 237H101V238H104L107 235H108L107 238L109 237V234H108ZM103 231H102L101 234H103ZM8 234H6L4 232H3V234H1L2 236H0V237H1L2 243H3V241L5 243V242H7L10 239L9 238L10 234H9V236H8ZM147 235H150V234H147ZM152 237H148V239L152 238ZM99 240H101V239H99ZM254 240L252 241V243L254 242ZM101 241H103V240H101ZM242 242H244V241H242ZM252 243L251 244L250 243H248V244L246 243V245H249V244L250 245H254V243L253 244ZM5 244H7V243H5ZM2 246L3 245H1V247ZM4 246H9V245H4ZM122 246H123V244H122ZM124 247L127 248V246H124ZM133 247H131L132 252H134L133 251L134 250ZM176 247H179V248H176ZM134 248H136V247H134ZM252 249L255 250V247L252 248ZM104 251H106V249H104ZM149 252L151 254L157 255L158 257H160V259L158 257H156V256L152 257V255ZM102 256H104V255H102ZM107 256H106V259H107ZM180 256H181L180 257V261H181L182 255H180ZM259 256H261L260 259L262 261H260ZM95 262L93 261V263H95Z\"/></svg>",
    "mask_w": 264,
    "mask_h": 264
},
{
    "label": "built area",
    "instance_id": "2783aa9c",
    "mask_svg": "<svg viewBox=\"0 0 264 264\" xmlns=\"http://www.w3.org/2000/svg\"><path fill=\"white\" fill-rule=\"evenodd\" d=\"M186 134L169 135L166 150L181 151L189 154L192 145L199 148L202 154L190 159L194 170L206 169L207 161L204 153L217 158L223 164L219 169V177L223 179H241L250 172L246 169L248 156L246 152L239 151L236 161H230L226 156L216 150V146L228 145L239 135L237 114L225 112L223 108L202 107L187 115L185 118ZM245 215V211H242Z\"/></svg>",
    "mask_w": 264,
    "mask_h": 264
},
{
    "label": "crops",
    "instance_id": "0c3cea01",
    "mask_svg": "<svg viewBox=\"0 0 264 264\" xmlns=\"http://www.w3.org/2000/svg\"><path fill=\"white\" fill-rule=\"evenodd\" d=\"M213 99H208V97H205L202 101H203V106H206V107H210V108H215V106H213L212 104H211V101H212ZM201 236H199V239H198V241H197V248H199V249H205V247H207V240H208V238H207V236H206V234H205V232H201V234H200Z\"/></svg>",
    "mask_w": 264,
    "mask_h": 264
},
{
    "label": "trees",
    "instance_id": "16d2710c",
    "mask_svg": "<svg viewBox=\"0 0 264 264\" xmlns=\"http://www.w3.org/2000/svg\"><path fill=\"white\" fill-rule=\"evenodd\" d=\"M201 250H204V249H201Z\"/></svg>",
    "mask_w": 264,
    "mask_h": 264
}]
</instances>
